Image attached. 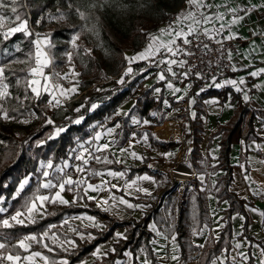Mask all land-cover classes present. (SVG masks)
<instances>
[{"label":"trees","instance_id":"obj_1","mask_svg":"<svg viewBox=\"0 0 264 264\" xmlns=\"http://www.w3.org/2000/svg\"><path fill=\"white\" fill-rule=\"evenodd\" d=\"M180 0H16L13 4L7 0V6L0 8V16L5 17V27L0 28V66H7L5 71V83L9 85L10 95L0 105L7 109L9 116L14 119L4 120L0 118V197L7 201V211L0 213V220L10 213L21 208L25 198L29 197L37 186L40 174L36 171L38 163L52 159L53 164L61 162L67 158L69 150L74 147L77 140L86 139L91 131L92 122L103 120V127L114 126L113 139L115 146H122L130 132L136 136L142 133L147 134L148 147L168 150L177 146L173 140H159L151 133V126L161 124L169 118H164L161 107L162 95L152 94L153 89L161 82H153L148 86L138 88L134 97L133 104L127 109V116L114 113L115 106L126 96L130 95L135 82L143 73L132 76L122 88L99 89L96 86V79H107L106 61H120L123 59V52L139 51L148 39L149 33L158 31L156 25L164 19L166 11L172 9ZM16 7L17 13H12L11 8ZM84 12L87 19H81L77 12ZM166 12V13H165ZM19 14L22 20L27 21L29 35L23 32L14 33L5 39L3 32L8 27H16L18 22L15 16ZM62 19H51L53 16H61ZM89 29H91L89 31ZM34 33L47 38L50 45L44 46V50L49 57L54 60L51 67L45 70L51 73L58 71L64 65L69 64L66 53H72L71 64L79 72L78 93L71 96L67 102H63L60 107H48V94H44L39 100L35 99L30 90H27L28 99L25 100L26 84L28 79L27 70L34 65V60L29 58V54H34ZM79 33L76 40L77 47H73L72 37ZM90 49V54L85 52ZM141 63H134L138 68ZM108 78L106 81H109ZM18 80L20 81L18 83ZM95 83V84H94ZM94 84V85H92ZM91 86V88H88ZM213 93L205 90L200 92L199 97ZM23 101L24 107H20ZM172 103V102H171ZM92 104L97 107L92 109ZM83 105V107H81ZM80 109L78 112L75 109ZM17 109V111H13ZM27 109V111H25ZM34 112L35 116L29 115ZM200 107L195 108V114L188 120L189 129L184 133V137L191 136V148L189 160L195 173H202L203 167L198 163L201 156L198 150V143L202 132ZM154 114L155 119L152 123L141 124L137 128L129 125L131 117L138 120L151 118ZM264 122V111L259 112ZM50 117L53 124L45 123V118ZM83 117L79 124L77 119ZM252 114L248 113L244 105L237 104L229 119L208 136V140L213 135H219L217 141L218 151L216 163L208 166V171L213 173L219 169L223 173L214 177L212 185L213 195L216 202L227 201V207L222 210L221 220L223 221L216 239L207 242L200 250L197 264H208L209 260L215 256L222 248L228 250L231 247L230 237L231 228L229 217L236 212L242 215L241 232L239 236H245L249 241L252 237L248 235V225L250 216L246 206H251L252 201L239 198L235 193L228 189L230 180L231 165L228 161L230 150V140L236 130L243 127L241 140L244 148L240 154V160L244 161L246 152L245 145L249 140H258L251 124ZM28 119L27 124L20 123V120ZM116 124L120 127L117 128ZM56 127H64L65 131L52 139L48 137ZM44 141V143H38ZM260 154L259 151H256ZM264 159V151L260 154ZM109 159L114 160L107 152ZM136 165L125 166L121 163L103 164L90 161L89 167L93 169L110 168L115 171L125 172L124 178L129 179L133 175L147 173L151 175L155 182L158 181L157 171L148 170L146 164L150 160L148 156ZM246 166V164L244 163ZM165 175L166 172H164ZM25 177L29 178V184L20 195H12L19 181ZM96 177H90V182H94ZM201 182L195 177L188 178L186 184L179 188L171 185L163 190L152 203L141 198H129L137 203L148 204L143 214L135 219L127 217L119 219L99 209L92 200L82 199L76 203L67 205L46 204L45 212L42 217H36V223H25L18 225L14 222L12 227L4 228L0 226V243L6 245L0 249V254L6 253L22 254L21 250L14 241L29 234H41L49 225H55L52 229L60 239L70 238L74 242L73 247L66 248L52 244L45 240L53 249L48 251L41 245L32 243L29 250L41 252L49 258V264H59L58 259L64 258L68 264H74L86 258L93 248L104 242L116 228L122 229L123 237L117 238L112 242L111 250L105 251L98 259H94L90 264H116L118 259L123 257V253L128 251L130 264L136 263V254L142 253L151 264H159L154 257L151 249L150 240L152 232L147 228V222L152 221L158 231H165L167 236L174 234L178 249V258L183 260L198 249L191 240L190 236L197 232L208 220V211L205 203V188H200ZM45 192L47 190H41ZM74 195V192H68ZM82 194V193H81ZM82 201V204L79 202ZM86 213L97 217L103 224V228L98 230L93 227L77 229L83 233L93 234L92 239L78 240L72 234L63 233L59 228V222L64 216L72 214ZM264 213V205L261 207ZM264 217V216H262ZM264 252V246L258 242ZM114 249L115 251H112ZM143 250V251H142ZM106 254V255H105ZM249 259L245 264H253L252 257L247 249ZM224 264H231L227 259Z\"/></svg>","mask_w":264,"mask_h":264},{"label":"crops","instance_id":"obj_2","mask_svg":"<svg viewBox=\"0 0 264 264\" xmlns=\"http://www.w3.org/2000/svg\"><path fill=\"white\" fill-rule=\"evenodd\" d=\"M206 3L220 5L219 8L201 9V11H205L207 13H214V12L219 11V12L224 13V20L222 22L225 25H227L228 21L232 19V14L227 12V8L229 7H235V8L240 9L237 14L239 16L244 17L243 20H241L238 24L231 26V33H235L236 35H235V38H233V40L235 41H234L233 46L230 48L228 52V57H229V54H231V58L229 59L232 62V64L235 66L236 70L232 74L225 76L222 79L211 80L210 84L208 85L207 90L213 91V93L204 95L202 97L200 96L198 97L197 100H194L186 96L185 92L181 88H178L180 89L179 92L174 91V89L176 88H173V87L169 88L167 86V84L170 82L168 79V72L166 74L163 69H161L160 71L145 73V77H149L150 82L148 85H150L153 82H161L155 87V88L160 89L158 93L161 94L162 89H163V92L165 91L166 94L171 98L169 99L171 100L174 106H179L183 108V115L179 117L181 122L177 123L179 131L181 130V131L186 132L189 129L188 120L194 117L195 108L197 106L200 107V110H201L199 117L201 119L202 132L200 133L201 139L198 143V150H199L201 159H199L198 163L200 164L201 167H203L204 171L202 173H195L191 165V162L189 160V153H183L182 156H180L177 159L178 168L174 170L176 171V174L173 173L174 176H177L176 179H180L183 175V170L184 172L185 170H188V171L190 170L189 172H187L190 175H192V170H193V176L188 177V178L195 177L197 180H199L202 184L200 188L206 189V187L210 186L209 187L210 190L207 193L205 190V203H206V207L208 211V220L196 232L197 234L194 235L192 233L190 236L191 242L195 246H197L198 249L194 251L191 255L184 258L183 260H186L188 257L191 258L194 255H196L195 264H197L198 255L202 248L199 245L204 246L210 240L216 239L219 229L221 225H223V221L221 220L222 210L227 207V201L224 199L220 200L219 202H216V198L213 195V190L211 189L214 183V177L216 175L222 174L223 170L219 169L213 173H210L208 171V166L216 163V156H217V151H218L217 141L219 139V135L218 134L213 135L209 140H208V136L211 132H213L216 129L218 125L224 124L229 119V117L231 116L237 104L244 105L247 112L249 114L250 113L252 114V118H251L252 128H253L254 133L257 136H259V139L249 140L246 143L245 145L246 152L244 155L245 160L241 161L240 154H241L242 149L244 148L243 142L241 140L240 144H237L234 140L235 135H237V131H239V129L236 130V132L231 137L230 150L228 154V161H229V164L231 165L228 189L233 191L237 197L252 201V205L246 206L245 208L250 216V223L248 225L247 233L249 236L252 237L253 240L249 241L245 236H239L241 232L242 215L236 212L232 213L229 217L230 228H231V237H230L231 247L228 250H224L222 248L215 256H213L209 260L208 264H212L215 258H219L217 260V264H219L220 260H223V261L226 260L225 257H227V260L231 264H233V260H232L233 256H236V264H245L246 261H244L239 255H237V252H243L247 254V249L249 251L250 256L252 257L253 264H260L261 260H264V255H262V248L258 242H261L264 246V217H261V222H260L261 233L258 234L257 236H254L251 232V226H252L251 209L256 208V207L260 208L264 205V159L260 155L264 151V122L262 121L261 116L259 114L260 111H264V72H261L258 76H251L250 73L264 68V0H206ZM253 6L255 7L253 8ZM186 7L187 5H183L180 0L172 9L166 12L172 14L173 21H174L176 19L177 13L181 12V10L185 9ZM246 8L251 9V11L247 13V15H245V12L243 11V9H246ZM220 23L221 21H216L215 27L219 28ZM204 27L211 28L212 25L209 24V25H205ZM156 33H158V31L153 34H156ZM224 33L226 36L230 35V31L227 26L224 29ZM148 43H149V39H147L146 43L143 45V47L139 51L135 53H131L130 51H127L126 54H128L129 56L134 55L142 51L147 46ZM139 62L141 61H136L134 63H139ZM161 71L164 72L165 80L157 79V76ZM108 75H109L108 78L112 79V77H110L111 74H108ZM241 77L244 78V83L238 85L240 89L239 91L236 90V87L230 84H223V81L225 80L231 79V80L239 81ZM216 83H221L223 84V86L217 88L215 87ZM245 95L248 96L247 100L244 99ZM123 100H121V102ZM162 100L166 101V99L163 96H162ZM212 101H214V103H212ZM119 104L120 102L115 106L114 111H116ZM128 108L129 107L123 110L122 113H125ZM168 120H166V122ZM171 121H174V120H171ZM163 122L165 123V121ZM102 123L100 125H102ZM156 126H151L152 135L159 140L168 139L167 137L162 136V134H159V132L156 129L158 128V125ZM107 128H114V126H109ZM107 128L103 129L102 127H95L93 131H90V134L87 137L88 140L94 137L95 132H100V129H103L101 133L106 132ZM133 133L134 132H130L128 134L126 141L124 142L122 146L118 147L119 149L127 148L130 140L133 143L135 138H138L142 134H144L142 133L139 136H136V135L133 136ZM170 137L176 138L175 135H172ZM188 137H190V142H191V136H188ZM88 140L86 142H88ZM111 140H113V132L111 134V138L109 136V138L107 139V141H111ZM98 143L99 141H92L90 145L91 147H94V145ZM189 148H191V144H189ZM147 150L148 152L144 156L150 157V160L148 161L146 166L148 170L150 171H157L156 169H151L149 166L152 165V162L154 163V161L156 160L155 158H160L161 156L166 154L169 149L164 151L160 148L148 147ZM130 151L132 150L130 149ZM256 151H259L260 154H257ZM108 152H110L109 154H111L114 160L120 157V155L118 154L115 155L111 150ZM125 155H128V154L125 153ZM186 156L187 158H185V163L183 164L181 161L183 160V157H186ZM70 158L71 156L69 155L68 159L66 158L64 159V161H67L69 165H74L70 161L71 160ZM63 162L62 163L59 162L56 165H62ZM188 162H189L188 164L189 166L186 165ZM244 163L246 164V166L244 165ZM40 165H41V162L38 163V167H40ZM181 166L183 167L182 169H181ZM67 171L69 175H72L73 178H76V175H74L75 171L74 170L72 171L71 167ZM164 172L162 173L165 175ZM157 173L159 172L157 171ZM40 174H41L40 178H42V173ZM207 174L211 175L212 182H209L207 180ZM143 175H148L152 177L151 175L147 173H141L138 175H133L129 179H125L124 177H122L119 180H117V179H114L108 176H105L103 178L111 181V183H115V184L123 186L125 181H132V180H135L136 177L143 176ZM165 176L168 177V174ZM201 177H203V179H201ZM100 179H101L100 177H96L94 182H91V183H94V184L98 183ZM137 183L139 187L147 188L148 191L151 193V195H156V196H158L161 191L168 189V188H165L164 181L160 180V178H158L157 182H155L154 178L152 177L151 181H138ZM46 192L47 191H45V193ZM112 192H114L117 196H124V198L127 199L132 204L148 205V204H144L141 202L135 203L131 201L129 198H141V199H145L149 201L150 203H152V201L148 198V195H145L142 192H136L135 189L132 190V195L130 196L126 195L123 191H117L116 189H112ZM258 192L261 194H257ZM63 195L65 199L72 201L73 195L69 194L67 191H65ZM89 195L97 196L98 194L90 191ZM107 195L108 193L106 192L99 193V196H107ZM92 201L95 203V205H97L95 200H92ZM209 202L212 204V206H214V209H215L213 210L212 215L210 214V211L208 208ZM146 209L147 207L127 208L123 205H120L118 209L114 210L118 214H113L112 212H107V213L119 219L127 218L130 216L135 219H138ZM70 216L71 218L65 217V219H67V221L69 222V227L72 229H76V231H67L66 234H72L76 236L79 240L88 239L87 238L88 234H91V233H83L77 230V227H80V228L92 227L91 226L92 221H90L89 223L81 224L77 222V219H72V217H81L82 219L87 216L94 217L95 221L98 222L102 227H93V228L98 229V230L103 228V224L95 216L88 215L85 213L72 214ZM36 217H40V215H37ZM83 220H86V219H83ZM150 225H154V223L152 221H148L146 226L153 234L152 239L150 240V243H151L152 253L154 257L156 258L157 262L159 263L161 262V260H158V258L154 254L155 250H153L154 245H152V241H155L159 251H161L162 245L165 244L167 246L168 244L169 245L168 248L165 247L163 251L166 252L167 249H169V252L176 251L178 255L176 241H175V244H173L172 242V237L174 236V234L167 236L165 234V231L157 230V232L161 233V235H157V232L152 231V229L150 228ZM77 232L83 233L84 238L82 239L80 235H77ZM121 232H122V229H114L111 236L106 241L97 244L86 258L74 264H90L92 260L98 259L102 254H104L105 251L111 250V242L114 241V239L116 238V234L121 233ZM91 236L93 235L91 234ZM21 238L23 237L16 239L14 243L17 245V240ZM66 239L70 240V238H64L60 240L64 241ZM49 241L51 242V240ZM238 242L241 244V247L240 249H235L234 245ZM69 247H71V244L65 243L64 248H69ZM97 250H99L98 255H94V253H97ZM32 251H36V250H29L28 252H25L23 250V253L20 255L22 256L29 255ZM7 254L9 253H6L5 255ZM61 260H65V259L64 258L58 259L59 262ZM4 264H9V262L4 261ZM36 264H44V262L43 260H40L39 258H37Z\"/></svg>","mask_w":264,"mask_h":264},{"label":"snow or ice","instance_id":"obj_3","mask_svg":"<svg viewBox=\"0 0 264 264\" xmlns=\"http://www.w3.org/2000/svg\"><path fill=\"white\" fill-rule=\"evenodd\" d=\"M13 4L16 3V0H11ZM7 6V0H0V8H4ZM220 5L218 4H208L206 0H188L187 7L182 9L181 12L177 13L176 19L172 21L166 27L160 28L158 33L148 34L149 43L147 46L140 52L129 56L128 54L124 55V59L128 62L129 65L133 64L136 61H150L155 63V57L163 56L164 53L171 54V56H176L180 53H184L185 55H191L192 53L187 51L185 47L182 45H191L193 43L192 39L189 37H194L196 39L199 38L201 34L207 36L208 38H213V34H219L224 31L225 27L227 26L230 31V35L225 37V39H233L235 38V33H231V26L238 24L244 17L239 16L237 13L240 9L235 7L227 8V12L232 14V19L228 21V24L225 25L222 21L224 20V13L222 12H214V13H207L205 11H201V9H210V8H219ZM255 6H253L254 8ZM245 15L251 9H243ZM12 13H17V8H11ZM78 14L80 15L81 19H87L84 12H80L77 9ZM63 15L61 16H53L51 19H62ZM15 20L18 22V26L16 27H8L7 31L3 32L4 38L7 39L11 37L14 33L23 32L25 35H29L27 30V21L22 20L21 16L17 14L15 16ZM5 17L0 16V28L5 27L4 24ZM216 21H221L219 28L215 27ZM211 24L212 27H204L205 25ZM91 29H89L90 31ZM39 35V34H38ZM79 39V33L72 37V44L73 47H77L76 40ZM182 40V45L177 43V40ZM219 43V41H217ZM44 44L50 47L47 40L41 41L36 40L34 41L35 45V52L29 54V58L34 60V65L27 70V74L31 79H27L25 81L26 84V93L24 99L27 100L28 94L27 90H30L32 96L39 100L44 94H48L50 99L48 100V107H60L62 105V98L63 99H70L72 94L78 92L79 87V80L77 77L79 73L75 72L74 66L69 68V71L61 75L59 72L53 70L51 73H46L45 69L52 66L54 60L51 59L46 51L41 48V44ZM205 48L207 45H203ZM85 52H91L90 49H85ZM68 58V62L71 63L72 60V53L65 54ZM229 58H231V54H229ZM160 64H167V72L171 73L173 76L176 73L172 72V65L180 63L181 65L185 64L186 61H177L176 59L171 58H162L159 60ZM7 70V66H0V101L5 100L9 95V85L5 83V71ZM235 66H233V71H235ZM133 72L132 67H127L125 69L124 75H128ZM261 72H264V68L259 69L257 71H253L250 73L251 76H258ZM184 76H187L188 73H184ZM199 75V73H197ZM71 77V79H70ZM158 80H165L164 72L161 71L158 76ZM215 80V77H213ZM61 81H67L71 86L65 87ZM124 76H121L120 81L118 83H123ZM20 81L18 80V83ZM244 83V78L241 77L239 81L237 80H225L223 84H230L236 87V90L239 91V84ZM223 84L216 83L215 87L219 88L222 87ZM169 88H172L173 85L171 82L167 84ZM204 89H201L203 91ZM158 93L160 89H155ZM174 91L179 92L180 89L176 88ZM182 99V97H181ZM244 99L247 100L248 96L245 95ZM214 103V101H212ZM230 106V105H229ZM20 107L23 108L24 104L23 101L20 103ZM83 107V105H81ZM92 109L97 107L96 104H92ZM80 109H75V111H79ZM13 111H17V109H13ZM27 111V109H25ZM120 112H117V115H120ZM123 115L127 116L129 113L125 112L122 113ZM29 115L35 116L34 112H30ZM154 115V114H153ZM0 118L4 120L14 119V117L9 116L7 109H4L2 105H0ZM83 117L74 121L75 123L79 124ZM20 123L27 124L30 121L28 119H23L19 121ZM134 124L140 123L139 120L133 118L132 121ZM46 124H53V120L50 117L45 118ZM143 123L148 124V120H144ZM96 127H103V125H97ZM116 127L119 128L120 125L116 124ZM65 131L64 127H56L54 132L48 137L49 139L58 136L61 132ZM114 131L113 128H107L106 132L108 135H111ZM136 134L133 133V136ZM102 133L95 132L94 137L90 138V141L85 142L91 144L92 141H99L101 139ZM145 141H147V134L143 137ZM138 142V141H137ZM2 143V142H0ZM38 143H44V141H39ZM116 141L113 139L109 143H98L95 144L94 147H85L83 144L77 140L78 147L73 149L72 152L69 154L72 156L76 161L80 163L75 165H69L67 161H64L62 165H54L52 159H49L47 162L41 161V165L37 168L38 173H42V178L38 179L37 186L35 190L29 197L25 198L24 204L18 209L10 218L0 220V226L4 228L12 227V223L18 225H24L25 223H36V216L40 215L41 217L46 214L45 212V205L46 204H61L67 205L70 203H76L78 200H82L87 198L88 200H95L97 207L101 208L103 211L112 212L113 214H118L116 209L119 208L120 205H123L127 208H145L148 205H139V204H132L124 196H117L112 189H116L117 191H123L126 195H132V190L135 189L136 192H142L145 195L150 196L151 193L148 191L147 188L139 187L138 181H151L152 177L148 175L138 176L135 180L132 181H125L123 186L111 183V181L104 179L103 177L108 176L114 179L119 180L120 178L124 177L125 172L121 171H114L112 169H104L98 170L89 167L90 161H95L96 163H103V164H113V163H124L121 159L117 158L116 160H111L108 158L107 155H96V153H105L111 150L112 145L115 144ZM132 148V141H129L127 148H120L119 152L121 154L127 153L130 157L142 160L143 157L137 154L134 151H130ZM165 155H172V154H165ZM72 168L75 173L77 174L76 178H73L72 175L68 174V169ZM151 167V165H150ZM51 170V171H49ZM59 173V174H57ZM90 177H100L98 183H91ZM247 178V177H246ZM203 179V177H201ZM29 184V178L25 177L22 179L16 188V195H20L21 192L25 189V186ZM41 190H47V192H42ZM67 192H74L72 201L65 199L63 193ZM95 192L98 195L92 196L89 195V192ZM106 192L108 193L107 196H99V193ZM82 193V194H81ZM261 194V193H257ZM3 197H0V200H3ZM7 209L0 207V213L6 212ZM252 211H256L252 209ZM264 216V213H261ZM73 219H82L81 217H74ZM83 219H87L92 221V227H102L98 222L95 221L94 217L87 216ZM243 219V217H241ZM67 224L68 221L65 220L63 222ZM55 225H49L48 229L45 230L43 233L37 234H30L24 236L23 238L17 240V245L19 248L23 249L25 252H28L29 249L32 247V243H36L41 245L43 248H46L48 251H52L53 249L49 246L48 243H45V240H51L52 244H55L65 251L64 244L68 243L74 246L73 241H61L59 236L52 232L51 230L55 228ZM222 227V225H221ZM152 231L157 232L155 225H150ZM71 231H76V229L70 228ZM193 234H197L194 230ZM77 235H80L81 238H84V234L77 232ZM157 235H161V233L157 232ZM116 236L118 238L123 237V234L117 233ZM88 239H92L91 234H88ZM176 237H172V242L175 244ZM155 243V241H152ZM203 247V245H199ZM6 247L5 244L0 243V249H4ZM241 244L238 242L234 245L235 249H240ZM112 251H115L112 249ZM143 251V250H142ZM99 250L94 255H98ZM106 255V254H105ZM126 255H131L130 253H126ZM244 261L249 259L248 255L243 252H237ZM264 255V252H262ZM37 258L43 260L44 264H49V258L44 256L39 251H32L29 255H20L19 253L13 255L9 253L7 255L0 254V264H4V261L9 262V264H36ZM173 260L178 259V257L173 256ZM219 258H215L212 264H217V260ZM227 259V257H225ZM233 264H236V256L232 257ZM55 264V262H53ZM59 264H68L67 260H61ZM119 264V262H118ZM141 264H151V261L147 258L141 261ZM219 264H224L223 260L219 261ZM260 264H264V260H261Z\"/></svg>","mask_w":264,"mask_h":264},{"label":"rangeland","instance_id":"obj_4","mask_svg":"<svg viewBox=\"0 0 264 264\" xmlns=\"http://www.w3.org/2000/svg\"><path fill=\"white\" fill-rule=\"evenodd\" d=\"M37 37L41 41L47 40L46 37L41 36V35H38ZM34 41H33V43H34ZM44 46L45 45L42 43L41 44V48L43 50H44ZM33 51L35 52V45H34ZM126 52L127 51H124L123 52V54H122L123 55V59L120 60V61H116V62L111 61V60H107L106 61V71H107L108 74H111L110 77H112V79H110L109 81H106L108 78L107 79L97 78L96 81H95L96 83H98L96 86H100L99 89H105V88H114V89H116V88H122V87H124L125 86V83L127 82V80H129L132 76H134V75H136L138 73H143L142 76L135 82L133 88L130 91V95L127 96V97H125L124 100L122 102H120V104H119L118 108L116 109V111H114L115 114H117V112H120L121 113L120 115H122L123 110H125L127 107H130L133 104L134 97L137 94L138 88L141 87V86H145V85L148 86V84L150 82L149 81V77H145V71H143V72L140 71L139 72L138 71V68H135L133 66V64H131V65L128 64V62L124 59V55L126 54ZM72 66H73V64H71V63L66 64L61 69H59L57 72H59L61 75H63L64 73L68 72L69 71V68L72 67ZM129 66L132 67L133 72L130 73V74H128V75H124L125 69L127 67H129ZM45 72L46 73H49V71H47V70H45ZM75 72L76 73H79L77 69H75ZM121 76H124V81H123V83H118V81H120V79H121ZM28 79H31V77L28 76ZM70 79H71V77H70ZM77 79L80 80L79 79V76L77 77ZM61 83H63L65 87H70L71 86L67 81H61ZM94 84H92V85H94ZM88 88H91V86H89ZM78 89H79V87H78ZM155 89H157V88H155ZM155 89L153 90V93H152L154 95L157 94V92L155 91ZM161 94L166 99V101L165 100L164 101L162 100V103H161V107H162V110H163V113H164L163 117L164 118H169V120L167 122L165 121V123L163 122L160 125H158V128H156V129L159 132V134H162V136H165V137L168 138V139H161V140H174V141L177 142V146L169 149L168 152L166 153V154H172V155H165L164 154L160 158H155L156 160L154 161V163L152 162L151 167L150 166L149 167L151 169H156L159 172L158 173L159 174V178H160V180H163L164 181L165 188H168L171 185L173 186L175 184H176V187L179 188L182 184H186L188 177L193 176V175H190L189 173H187L190 170L189 171L188 170H185V172L183 170V175H182V177L180 179H176L174 177V175H173V173L176 174V171H174V170L178 168L177 159L180 156H182L183 153H189V149H190L189 148L190 137L185 138L184 137V133L185 132L184 131H181V130L179 131L178 124H177V123H180L181 122V120H180L179 117L183 115V108L182 107H179V106H174L173 103H171V100H170L171 98L166 94L165 91L163 92V89H162ZM72 95H74V94H72ZM49 99H50V97H49ZM133 118L137 119L136 117L133 116L129 120V125L131 127H133V128H137L141 124H145V123H143L144 120H148L149 123H152L153 120L155 119L154 115H151V118L144 119V120H141V121L139 120L140 123L134 124L132 122L133 121ZM171 120H174V121H171ZM102 121H100L98 123L95 122V121L92 122L91 123V131H93L97 125H100L102 123ZM243 127H244V125H243ZM243 127L241 129H239V130L243 131ZM105 128H107V127H105ZM105 128H103V129H105ZM103 129H100V132ZM102 134L103 135H102V138L99 140V143H109L110 141H107V139L109 138V136L111 138V135H108L107 132H102ZM172 135H175L176 138L170 137ZM144 136H145V133L142 134L140 137L135 138L134 141H133V143H132L131 150L134 151V152H136L140 156H144L148 152V150H147L148 149V141H145L143 139ZM165 137H163V138H165ZM87 140H88V138H86V139H84L82 141H79V142L81 144H83L85 147H91V145L89 143H85ZM88 141H90V140H88ZM77 147H78V145L76 143L74 145V147H72L69 150L68 153L72 152V150L73 149H76ZM118 147H120V146L112 145L111 151L115 155H117V154L120 155L119 159H121L122 161H124V163H121V164H123L125 166H129V165H136L137 163H139V161H140L139 159L132 158L129 155L121 154L119 152V148ZM67 155L69 156V154H67ZM96 155H107V153H96ZM68 156H67V159H68ZM185 158H187V156L186 157H183V160L182 161L181 160H179V161H181L184 164L185 163ZM70 159H71L70 161L74 165L80 163L79 161H76L72 156H71ZM63 161H61V163ZM93 162H95V161L93 160ZM188 164H189V162L186 165H188ZM182 168L183 167L181 166V169ZM108 169H110V168H108ZM72 171H73V169H72ZM164 171L167 172L168 177H166L162 173ZM74 175L77 176V174L75 172H74ZM173 178L176 179V180H174ZM207 180L209 182H212V178H211V175L210 174H207ZM18 185H19V183H18ZM18 185H17V187H18ZM209 187L210 186L206 187V189H205L206 190V193L210 190ZM15 194H16V189H15V192L12 195H15ZM156 197H157L156 195H150V196H148V198L152 202H154L156 200ZM80 202H82V201H80ZM80 202H79V204H82ZM6 204H7V201L0 200V207L6 208ZM94 205H95V203H94ZM95 206H97V205H95ZM208 208H209L210 214L212 215L213 210H215V209H214V206H212V204L210 202L208 203ZM252 209H255L256 211H252ZM252 209H251V216H252L251 232H252V234L254 236H257L258 234L261 233V225H260L261 217H262V215H261V207L260 208H257L256 207V208H252ZM15 212L16 211L10 213L9 215H5L1 220L10 218ZM88 215H90V214H88ZM65 217L71 218V216L70 215L69 216H64L62 218V220L58 224L60 230L63 233L64 232L66 233L67 231H71L70 230V227H69V222L67 224H64L63 223L65 220H67V219H65ZM73 218L74 217H72V219ZM77 222L83 224V223H89L90 221L87 220V219L86 220L77 219ZM10 223H11V221H10ZM47 229H48V227L45 230H47ZM116 229H120V228H116ZM45 230H43L41 233H43ZM87 233H90V232H87ZM121 234H122V232H121ZM117 238L118 237L116 236V238L114 239V241H116ZM70 240L72 241V239H70ZM70 240H67L66 239L64 241H70ZM83 240H89V239H83ZM80 241H82V240H80ZM114 241H112V242H114ZM112 242H111V244H112ZM152 245H154V249L153 250H155V252H154L155 256L158 258V260H161V262H159L160 264H195L196 255H194L191 258L188 257L186 260H182V261H180L179 258L176 259V260H173L172 259L173 256L178 257L176 251L169 252V249H167L166 252L163 251V249L165 247L168 248V246H169L168 244H167V246L165 244L162 245L161 251H159L156 243H152ZM64 246H65V244H64ZM71 247H73V245H71ZM126 253H129V252L125 251L123 253V257L121 259H118L116 261V264H118V262H119V264H130V255H126ZM143 259H145L144 258V255L142 253H138L136 255V263L135 264H141V261Z\"/></svg>","mask_w":264,"mask_h":264},{"label":"built area","instance_id":"obj_5","mask_svg":"<svg viewBox=\"0 0 264 264\" xmlns=\"http://www.w3.org/2000/svg\"><path fill=\"white\" fill-rule=\"evenodd\" d=\"M183 5L188 4V0H181ZM173 21V16L167 13L163 20L157 24H150V26L156 25L159 29L165 27ZM34 40H38V37L34 34ZM227 37L223 32L219 34H213V38H208L201 34L198 39L194 37H189L192 39L193 43L191 45H182V40H177L178 44H181L185 49L191 52V55H185L180 53L176 56H171V54L164 53L163 56H157L154 59L155 63L150 61H141V65L138 67V71H145V73L160 71L163 69L167 74L168 65L160 64L159 60L162 58L176 59L177 61H186L185 64L180 63L172 65V72L176 73L173 76L168 72V79L173 85V88H181L186 96L197 100L200 92L205 91L210 84V81L222 79L225 76L232 74L233 64L228 57V52L233 46V39H225ZM219 41V43L217 42ZM203 45H207L205 48ZM184 73H188L184 76ZM199 73V75H197ZM201 89H204L201 91ZM63 102H67L68 99H63ZM62 102V103H63ZM241 130L237 131L235 135V142L240 144L241 142Z\"/></svg>","mask_w":264,"mask_h":264},{"label":"water","instance_id":"obj_6","mask_svg":"<svg viewBox=\"0 0 264 264\" xmlns=\"http://www.w3.org/2000/svg\"><path fill=\"white\" fill-rule=\"evenodd\" d=\"M192 175H193V170H192ZM174 180H176V179H174Z\"/></svg>","mask_w":264,"mask_h":264},{"label":"bare ground","instance_id":"obj_7","mask_svg":"<svg viewBox=\"0 0 264 264\" xmlns=\"http://www.w3.org/2000/svg\"><path fill=\"white\" fill-rule=\"evenodd\" d=\"M174 175V174H173ZM175 178H177V176H174Z\"/></svg>","mask_w":264,"mask_h":264}]
</instances>
